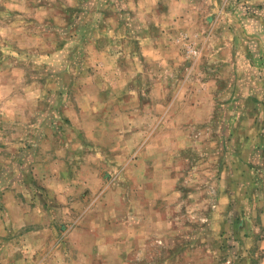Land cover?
Masks as SVG:
<instances>
[{"label": "rangeland", "instance_id": "1", "mask_svg": "<svg viewBox=\"0 0 264 264\" xmlns=\"http://www.w3.org/2000/svg\"><path fill=\"white\" fill-rule=\"evenodd\" d=\"M0 264H264V0H0Z\"/></svg>", "mask_w": 264, "mask_h": 264}]
</instances>
